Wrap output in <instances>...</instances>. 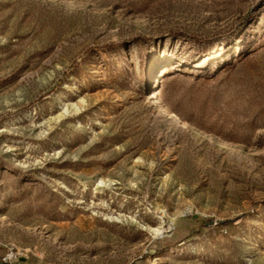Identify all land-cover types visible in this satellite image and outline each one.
Here are the masks:
<instances>
[{"label": "rangeland", "instance_id": "obj_1", "mask_svg": "<svg viewBox=\"0 0 264 264\" xmlns=\"http://www.w3.org/2000/svg\"><path fill=\"white\" fill-rule=\"evenodd\" d=\"M0 264H264V0H0Z\"/></svg>", "mask_w": 264, "mask_h": 264}, {"label": "bare ground", "instance_id": "obj_2", "mask_svg": "<svg viewBox=\"0 0 264 264\" xmlns=\"http://www.w3.org/2000/svg\"><path fill=\"white\" fill-rule=\"evenodd\" d=\"M170 60H172V58H171ZM152 98H154V99L152 100L151 103H157V102H158V99H159V96H158V94H154V95L152 96ZM169 117H170L171 119L177 121V122H181L183 125L186 124L183 120H181V119H180L175 113H173V112H170V113H169Z\"/></svg>", "mask_w": 264, "mask_h": 264}]
</instances>
